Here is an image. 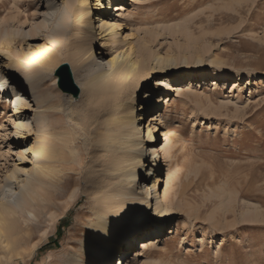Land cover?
Instances as JSON below:
<instances>
[{"label": "rangeland", "instance_id": "374dc122", "mask_svg": "<svg viewBox=\"0 0 264 264\" xmlns=\"http://www.w3.org/2000/svg\"><path fill=\"white\" fill-rule=\"evenodd\" d=\"M87 4L86 18L73 19L66 15V0H0V78L5 79L8 89L25 94L28 104L21 116L35 125L46 115L56 136L68 128L70 90L66 86L55 88V71L60 64L67 70L66 63L76 56L65 60L47 53L46 35L58 16L46 14L51 8L56 13L65 11L62 39L67 34L82 37L99 67L106 71L105 64L114 51L101 26L119 18L110 12L103 17L94 0H87ZM126 5L119 52L129 43L137 50L143 39L158 32L151 48L162 57H175L173 67L178 77L203 70L226 77L222 81L227 84L213 82L211 76L193 88L183 83L180 91H171L166 97L156 80L173 75L161 74L165 76L149 78L135 89L138 93L128 101L108 76L104 95L89 114L82 146L66 164L55 168L50 180L44 179L34 188L32 194L37 198L33 205L44 199L52 201L53 207L45 212L34 205L30 212L22 210L7 218L16 252L10 264H76L87 259L85 248L92 240L90 210L111 188L127 191L122 175L137 166L140 171H135L133 188L126 195L134 194L146 203L148 225L128 229L130 243L117 246L111 264H118L123 252L127 257L121 259L122 264H264V0H138ZM174 32L182 34L174 36ZM44 52L46 60L36 58ZM8 57L17 68L9 65ZM141 57L135 55L137 60ZM183 59L186 62L181 63ZM32 75L37 78L38 89L30 93L22 82ZM230 76L238 78L234 89L229 86L233 83ZM150 92L156 95L157 107L162 101L152 112L144 111ZM4 95L0 94V213L6 200L14 204L29 191L14 196L26 177L24 173L34 166L25 151L40 141L34 132L21 144L14 140L12 111ZM38 97L48 98L52 111L43 112ZM155 113H161L167 133L161 143L168 144V137L173 141L169 142L172 148L162 160L163 174L159 177L166 179L168 169L173 176L174 214L162 226L154 214V193L151 190L147 198L144 194V186L151 188L154 182V177L148 176L150 166L142 167L146 158L128 160L137 157L143 146L133 147L136 142L124 141L113 146L109 139L111 131L120 128L114 119L129 116L141 141L146 142L143 134L149 116ZM24 153L19 161L16 154ZM113 160L121 168L117 173L112 172ZM12 171H17L13 178ZM164 189L165 183L160 184L155 193L162 195ZM68 196L73 198L68 201ZM158 228L153 236L157 247L140 253L138 244L146 240L143 237ZM174 228L176 232L170 234Z\"/></svg>", "mask_w": 264, "mask_h": 264}, {"label": "bare ground", "instance_id": "6f19581e", "mask_svg": "<svg viewBox=\"0 0 264 264\" xmlns=\"http://www.w3.org/2000/svg\"><path fill=\"white\" fill-rule=\"evenodd\" d=\"M94 1L101 8V15L103 17L110 12L113 13V18H119L118 20H114L112 24H102L101 26L102 30L104 29V32H107L106 34L110 41L109 45L114 51L113 56L105 64L107 66L106 71L99 67L95 58L92 56L90 45L88 42L83 43L81 41L82 37H78L77 34H67V37L62 39V33L66 27V24L63 20L65 11L62 13H56L55 10L50 6L51 9H48V11H51L46 14L47 16L51 17L53 14L58 16L57 18L55 15V18H57L55 21H57L54 23L51 29H48L49 31L46 35L48 49L47 53L49 55L52 54V56L56 55L58 57H62L65 60H70L72 56H76L75 59H71L72 61H68V63H66L68 72L66 76L68 81L76 86L78 93L75 100L68 98V128L64 133L58 136L53 134L51 132V124L47 123L48 118L46 115H43L42 118L35 123V125L31 123L29 119L21 116V112L28 104H26L27 100L23 98L25 94H20L23 93L22 90L19 93L8 89L6 87L5 79L2 77L0 78V94H5L4 96H6V102L9 103L12 111L14 127L12 137L19 144H21V140H24L28 134L34 132L38 135L40 140L37 143L27 147V150L25 151V153L29 154L34 166L29 172L27 171V173H24L26 177L24 176L25 179H23V182L17 192H14V196H17L18 198L24 194L27 189H29V191L25 195H22L21 198H18L19 200L12 198V200H17L16 202L14 201V204L9 205V201L6 199V201L4 200V208L0 213V264H10L12 259L16 256L15 240L13 236L14 234L12 232L13 230L11 229L12 225L10 226L9 222V225L7 224V218L10 216L13 218L16 212L22 213V210L30 212L33 210L34 205L37 207V209L45 212L53 207L52 201L44 199L39 200V203L33 205L36 200L35 198H37L35 194H32L34 188L43 183L42 181L44 179L50 180L53 175L56 174L55 168L57 169V167L59 168L63 164H66L65 162L69 161L76 154V151L79 149V147L82 146L87 129V123L89 121V114L103 97L107 84L106 78L108 76L112 77L117 92L122 93L123 99L128 101L134 96V94L138 93V91H135V89L143 85L147 80H149V78H153L155 76L158 78H163L165 76L161 74H166V76L173 75L167 80H156V83H160L164 88L166 97L171 91H180L178 90V87L183 83L188 84V87L193 88L194 84L205 83L209 80L208 77L211 76L213 77V82L217 81L222 84H227V81H222L223 78L226 77L203 70L197 71L188 76L185 75L184 77H178V73L176 72V69H174L175 67H173V65L177 62L175 57H162L157 51L151 48L157 40L158 35L156 34H158V32H154L152 35L150 34L147 39H143L142 37L143 41L137 50H135L131 43H129L126 45V49L124 51L119 52L118 44L122 42V39H119V32H121L123 25L122 19L125 17V14L128 11V6L126 4L128 2L134 3L138 0ZM114 2L117 4L113 6L112 4ZM66 5L68 8L66 15L68 14L74 16L73 19L78 16L80 18H86L87 13L84 9L88 5L87 0H66ZM43 26L45 27V25ZM179 34L181 35L182 33H173L174 36H180ZM4 37L7 36L5 35ZM62 40L64 43L61 44ZM3 42L5 41L3 40ZM73 42H76L77 44H73ZM47 53L44 52V54L42 53V56H36V58H38L40 61L46 60ZM136 54H141L142 57L140 60L135 59ZM6 61L13 68L18 67L17 63L12 61L9 57ZM184 62H186V59L181 60V63ZM159 73L160 76L157 75ZM198 78L200 79L199 81ZM228 79L233 82L229 86H233L232 89H234L236 87L235 84L238 78L235 76H230ZM249 81L250 80H248L247 83ZM36 82L37 78H35L33 75L31 77H25L23 78L22 87L28 92L33 93L34 89H38L36 88L37 85L35 86V84H37ZM139 93L142 95V90H140ZM10 95H12V97ZM146 95L147 97L145 99L146 104L144 111L152 112L154 110H158L160 105H162V101H159V106L157 107L155 93L150 92ZM48 100V98L45 99L38 97L37 102L43 106V112H48L51 110V107L48 106ZM129 113L130 112H128V114ZM148 122L147 128L146 124L144 126V131L146 128V133L144 132L143 134V137H146L147 139L146 142L141 141L139 136L140 133L134 126V120L129 116H125L119 121L114 119V123H118L119 125H117L120 128L115 132L111 131L109 139L112 140L111 144L113 146L121 145V143H123L122 141H124L126 144L129 142H136L133 144L134 146L132 145L133 147L143 146L142 150L138 152L139 155L136 154L137 157H131L128 160L133 161L136 159L140 160L142 158H146V165L142 167L149 168L150 166L148 176H152V179L154 177V182H152L151 188L148 187L149 185L144 186V194L147 198L149 196L151 197V190L154 193V214L156 216L155 218L160 223V226H162L164 221L171 218L174 214L171 210V190L172 183L174 181L173 176L168 169L166 179L159 177L161 174H163L161 171L163 166L162 160L166 158L167 152L172 148V145H170L169 142L173 141H171L170 137H168V144L163 145L161 143V138L167 137L165 125H163L162 122L161 113H155L154 115L149 116ZM25 153L22 155L16 154L19 161L24 158ZM120 169V165L117 164L115 160H113L112 172L117 173ZM136 170L140 171V167L137 166L134 168V170L122 175V178L126 180L125 182H127L128 185L127 191L133 188L130 186L135 180ZM16 174L17 171H12L11 178H13ZM188 177L189 176L186 175L185 179L188 180ZM57 181H59V179H57ZM164 183L165 189L163 190L162 195L161 192L159 194V191L158 193H155L157 186ZM127 191H123L122 188L115 191L114 188H111L109 191L99 197L101 199V203L90 210V213L93 216L91 228L92 240L87 242L88 244L85 248L87 259H80V261H78L76 264H111V257L113 258V252L116 250L117 246L120 243L128 246L130 243V235L127 233L128 229H131L135 226L137 227V225L139 227L148 225L149 214L147 212L146 203H141L139 201L140 199H138L134 194H131V196L128 198V195H126ZM30 195H33L32 198ZM133 195L135 198L132 197ZM71 198H73V196H68L67 200L70 201ZM10 202L12 203V201ZM160 229L161 228H158L157 230L152 231L153 233L151 235L148 234L147 236H144L146 233L142 235L144 236L143 238H146V240L138 244V246H140V253L144 254L148 248L157 247L153 236L158 231H160ZM174 232H176L175 228L170 232V234H174ZM125 257H127L126 252H123L118 264H122L121 259ZM127 259L125 261H127Z\"/></svg>", "mask_w": 264, "mask_h": 264}, {"label": "water", "instance_id": "95a60500", "mask_svg": "<svg viewBox=\"0 0 264 264\" xmlns=\"http://www.w3.org/2000/svg\"><path fill=\"white\" fill-rule=\"evenodd\" d=\"M58 74L55 77V88L58 89H62L63 86H66L69 90H70V99L71 100H75L76 96H77V89L76 87L70 82L68 81V78L66 76V74L68 73L65 66L63 64H60L59 66H57L55 73Z\"/></svg>", "mask_w": 264, "mask_h": 264}, {"label": "trees", "instance_id": "16d2710c", "mask_svg": "<svg viewBox=\"0 0 264 264\" xmlns=\"http://www.w3.org/2000/svg\"><path fill=\"white\" fill-rule=\"evenodd\" d=\"M59 223H60V220L57 222L55 228H58ZM53 241H54V240H53ZM47 243H48V242H47ZM47 243H46L43 247H46ZM49 243H52V242H49Z\"/></svg>", "mask_w": 264, "mask_h": 264}]
</instances>
